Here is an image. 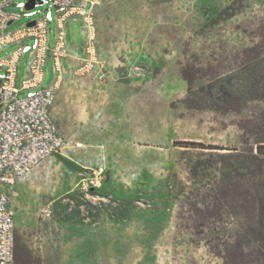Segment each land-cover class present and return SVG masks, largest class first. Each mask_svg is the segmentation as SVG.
I'll return each mask as SVG.
<instances>
[{"label":"rangeland","instance_id":"1","mask_svg":"<svg viewBox=\"0 0 264 264\" xmlns=\"http://www.w3.org/2000/svg\"><path fill=\"white\" fill-rule=\"evenodd\" d=\"M8 10L7 32L37 18ZM95 17L96 63L81 19L56 74L47 60L64 146L15 185L19 262L264 264V0H104Z\"/></svg>","mask_w":264,"mask_h":264},{"label":"built area","instance_id":"2","mask_svg":"<svg viewBox=\"0 0 264 264\" xmlns=\"http://www.w3.org/2000/svg\"><path fill=\"white\" fill-rule=\"evenodd\" d=\"M35 7L26 10V3L0 0V50L18 45L17 49L0 59V264H17L15 236L16 183L42 164L59 154V143H64L52 118L51 109L56 96L55 81L42 88L44 70L49 55L56 74L60 59L69 48L67 25L82 20V37L87 55V66L97 62L98 46L95 9L104 0H35ZM25 9L27 25L7 32L8 27L22 15L10 12L12 6ZM39 6L46 11L39 16ZM35 22L34 26H29ZM55 24V46L48 45L51 24ZM32 44H26V40ZM30 54L26 77L18 85L19 64ZM27 91L25 98H20Z\"/></svg>","mask_w":264,"mask_h":264},{"label":"trees","instance_id":"3","mask_svg":"<svg viewBox=\"0 0 264 264\" xmlns=\"http://www.w3.org/2000/svg\"><path fill=\"white\" fill-rule=\"evenodd\" d=\"M235 99L234 95L232 94V102L233 100ZM177 146H181V147H186V148H194V149H202V150H217V151H224L226 149L224 148H221V147H216V146H212V145H209V146H206L202 143H195V142H188V143H178ZM256 155H253V158L255 159H260V157H264V144H260L258 143L256 145ZM201 165L199 162H196L194 165H191V175H192V178H194V180H197L199 179L201 176H203V174H201ZM259 213V225L261 227V229L263 230L264 232V221H263V218H264V208L262 207L261 209H259L258 211ZM15 259H16V263L18 264H21L19 262V259L17 257V255L15 254Z\"/></svg>","mask_w":264,"mask_h":264},{"label":"water","instance_id":"4","mask_svg":"<svg viewBox=\"0 0 264 264\" xmlns=\"http://www.w3.org/2000/svg\"><path fill=\"white\" fill-rule=\"evenodd\" d=\"M35 0H31L29 1L28 3H26V10H32L34 7H35ZM35 25V22H32L29 24V26H34Z\"/></svg>","mask_w":264,"mask_h":264},{"label":"crops","instance_id":"5","mask_svg":"<svg viewBox=\"0 0 264 264\" xmlns=\"http://www.w3.org/2000/svg\"><path fill=\"white\" fill-rule=\"evenodd\" d=\"M69 25V24H68ZM68 25H67V38H68V43H69V48L72 49L71 45H70V37H69V29H68ZM82 45H83V42H82ZM1 51V50H0ZM19 182V181H18ZM17 182V183H18ZM16 183V184H17Z\"/></svg>","mask_w":264,"mask_h":264},{"label":"bare ground","instance_id":"6","mask_svg":"<svg viewBox=\"0 0 264 264\" xmlns=\"http://www.w3.org/2000/svg\"><path fill=\"white\" fill-rule=\"evenodd\" d=\"M59 67H60V63H59L57 70L59 69ZM63 146H64V143H59V151H62Z\"/></svg>","mask_w":264,"mask_h":264}]
</instances>
